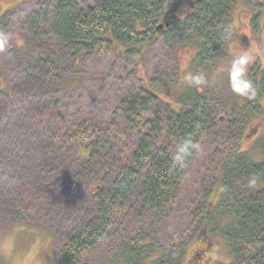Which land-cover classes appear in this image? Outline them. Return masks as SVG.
I'll use <instances>...</instances> for the list:
<instances>
[{"label":"trees","instance_id":"obj_1","mask_svg":"<svg viewBox=\"0 0 264 264\" xmlns=\"http://www.w3.org/2000/svg\"><path fill=\"white\" fill-rule=\"evenodd\" d=\"M253 3L98 0L80 8L78 0H56L51 16L58 46L31 40L39 57L30 76L41 79L38 90H50L54 102L61 62L111 60L126 68L161 42L188 49L189 72L203 79L226 53L235 6ZM6 25L0 19V39ZM137 80L129 72L99 116L67 126L56 104L38 109L35 119L51 123L42 133L46 163L38 167L31 204L50 198L56 204L86 202L80 208L84 220L63 240L61 263L81 264L98 249H113L114 264H186L188 256L201 255L202 245L218 241L226 264H264V146L262 159L252 161L240 151L234 123L241 112L264 120V67L239 82L248 89L246 98L241 88L232 106H224L223 122L193 89H185L180 108L170 110L157 96V85ZM185 139L196 148L178 166L173 156ZM27 214L26 209L13 218L21 222ZM194 245L200 247L190 253Z\"/></svg>","mask_w":264,"mask_h":264},{"label":"rangeland","instance_id":"obj_2","mask_svg":"<svg viewBox=\"0 0 264 264\" xmlns=\"http://www.w3.org/2000/svg\"><path fill=\"white\" fill-rule=\"evenodd\" d=\"M96 1L78 0V5L86 8ZM55 2L0 0V19L7 24L0 39V264H62L63 240L84 220L80 208L86 205L85 201L56 204L50 198L49 207L47 201L31 204L32 192L39 183L38 167L46 163L40 156L46 140L42 133L51 123L35 119L41 105L59 106L66 126L87 116H99L132 71L137 82L142 78L144 86L150 82L157 85V96L168 109L180 108L179 96L185 89H193L212 105L213 117L222 118L223 122L228 120L224 106H232L241 88L246 98L248 89L239 82L247 78L248 72L253 74L264 67V0H255L252 6H235L231 15L233 34L226 53L215 68L203 75L205 78L194 80L190 74L188 49L178 45L165 47L158 42L147 55L138 57L126 68L111 60L103 63L81 60L75 65L68 60L61 62L57 74L61 89L55 95L58 100L52 102L53 93L40 92L41 79L30 76L39 57V50L32 46L31 40L38 44L43 41L47 47L58 46L52 37L51 12ZM184 5L187 7L188 3ZM261 105L264 108V102ZM49 108L55 111L54 106ZM234 123L242 138L240 151L259 162L264 146L263 117L241 112ZM95 192V188L90 189L92 195ZM131 202L135 203V197ZM75 204L79 206L73 208ZM26 209L28 214L23 221H15L14 215ZM197 247L192 246L190 253ZM104 250L98 249L81 264H114L113 249ZM200 250L201 255L188 256L186 264L228 263L218 241L202 245Z\"/></svg>","mask_w":264,"mask_h":264},{"label":"clouds","instance_id":"obj_3","mask_svg":"<svg viewBox=\"0 0 264 264\" xmlns=\"http://www.w3.org/2000/svg\"><path fill=\"white\" fill-rule=\"evenodd\" d=\"M196 145L190 140H183L177 147V151L173 156V163L178 166H183L187 157L195 150Z\"/></svg>","mask_w":264,"mask_h":264}]
</instances>
